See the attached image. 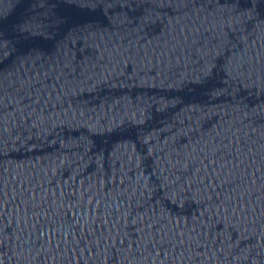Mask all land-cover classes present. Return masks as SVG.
<instances>
[{"label": "water", "instance_id": "water-1", "mask_svg": "<svg viewBox=\"0 0 264 264\" xmlns=\"http://www.w3.org/2000/svg\"><path fill=\"white\" fill-rule=\"evenodd\" d=\"M0 264H264V0H0Z\"/></svg>", "mask_w": 264, "mask_h": 264}]
</instances>
